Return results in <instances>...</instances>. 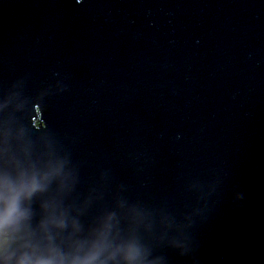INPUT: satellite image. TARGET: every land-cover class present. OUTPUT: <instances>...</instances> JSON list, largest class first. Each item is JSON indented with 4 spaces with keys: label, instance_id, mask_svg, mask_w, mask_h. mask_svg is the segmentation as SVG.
<instances>
[{
    "label": "water",
    "instance_id": "obj_1",
    "mask_svg": "<svg viewBox=\"0 0 264 264\" xmlns=\"http://www.w3.org/2000/svg\"><path fill=\"white\" fill-rule=\"evenodd\" d=\"M4 172L42 247L264 264V0H0Z\"/></svg>",
    "mask_w": 264,
    "mask_h": 264
},
{
    "label": "clouds",
    "instance_id": "obj_2",
    "mask_svg": "<svg viewBox=\"0 0 264 264\" xmlns=\"http://www.w3.org/2000/svg\"><path fill=\"white\" fill-rule=\"evenodd\" d=\"M46 179L36 174L22 173L17 178L7 172L0 174V264H135V252H125L117 261L120 249L111 250L106 232L95 234L86 247H79L71 255L51 246L42 247L26 227L28 212L23 205L42 190L41 182Z\"/></svg>",
    "mask_w": 264,
    "mask_h": 264
}]
</instances>
